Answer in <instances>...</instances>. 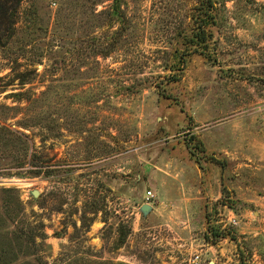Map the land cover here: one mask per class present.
Masks as SVG:
<instances>
[{
    "label": "rangeland",
    "instance_id": "374dc122",
    "mask_svg": "<svg viewBox=\"0 0 264 264\" xmlns=\"http://www.w3.org/2000/svg\"><path fill=\"white\" fill-rule=\"evenodd\" d=\"M114 4L0 0V254L264 264V0H221L177 82L199 1Z\"/></svg>",
    "mask_w": 264,
    "mask_h": 264
},
{
    "label": "trees",
    "instance_id": "16d2710c",
    "mask_svg": "<svg viewBox=\"0 0 264 264\" xmlns=\"http://www.w3.org/2000/svg\"><path fill=\"white\" fill-rule=\"evenodd\" d=\"M199 4L196 9V13L193 15V31L192 34L188 37L189 42L191 43V46L188 49L187 54L181 53L176 58L178 59V62L176 65L173 66V69L171 72L173 75H171V78L173 82H177L180 80V76L178 75V72L182 70V66L185 63V56L191 55L192 53H200L204 55L206 58L210 59L212 58V53L209 51L208 42L213 37V32L211 28L219 25V4L221 0H198ZM121 0H115V4L113 5L111 9V16L112 20L118 19L120 22H124L123 13L121 11ZM0 15L3 18H6L7 15V9L1 8L0 9ZM186 51V50H185ZM183 51V52H185ZM22 138L19 136L17 132H14L12 130H9L7 128H0V157L6 158L9 154V152L12 151V147L15 149L18 148L16 145L19 143H16L18 141H21ZM23 145V144H22ZM19 164L23 165V161H21V157L19 156ZM0 170L2 167H0ZM3 171H0V174H3ZM10 192V191H5ZM18 205L21 206V202L18 200ZM10 216V215H9ZM23 233V232H22ZM228 234L219 233L217 230V234H215L216 238L221 237H227ZM28 239L29 241H33V237L31 236V233H28ZM12 248L8 249H2V254H0V264H12L17 260V257H10L12 252ZM248 260H246L244 257L241 259V264H247Z\"/></svg>",
    "mask_w": 264,
    "mask_h": 264
},
{
    "label": "built area",
    "instance_id": "2783aa9c",
    "mask_svg": "<svg viewBox=\"0 0 264 264\" xmlns=\"http://www.w3.org/2000/svg\"><path fill=\"white\" fill-rule=\"evenodd\" d=\"M152 196V194H150ZM191 264H204V261L202 259L201 255H195V257L192 259Z\"/></svg>",
    "mask_w": 264,
    "mask_h": 264
},
{
    "label": "water",
    "instance_id": "95a60500",
    "mask_svg": "<svg viewBox=\"0 0 264 264\" xmlns=\"http://www.w3.org/2000/svg\"><path fill=\"white\" fill-rule=\"evenodd\" d=\"M35 197H38V193L37 192H34V194H33ZM150 205H144L143 207H142V210L144 211V212H147V211H149L150 210Z\"/></svg>",
    "mask_w": 264,
    "mask_h": 264
}]
</instances>
